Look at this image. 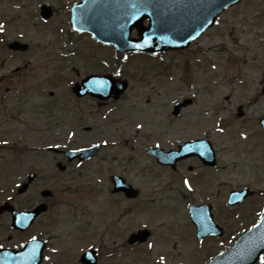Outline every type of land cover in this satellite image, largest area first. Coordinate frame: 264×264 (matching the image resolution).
<instances>
[{
	"label": "rangeland",
	"instance_id": "rangeland-1",
	"mask_svg": "<svg viewBox=\"0 0 264 264\" xmlns=\"http://www.w3.org/2000/svg\"><path fill=\"white\" fill-rule=\"evenodd\" d=\"M39 1H50L56 6L61 4V0H24L22 9L20 5H14L20 2L1 0L0 8L9 14L4 38L12 40L21 34L22 41L28 43L30 49L23 56L7 55L0 50V60L4 58L0 73L26 63V74H33V71L36 74L40 88L36 100H40L41 106L40 114H36L39 124L35 134L36 143L41 144L42 149L47 145L67 143L74 146L106 144L98 158L79 168L84 170L81 175L71 169L74 174H64L56 183L43 182L42 189H49L60 198L75 196L78 203L81 200L93 203L91 197L99 200V195L95 194L100 192L102 195L107 191L108 175L120 172L142 187L146 196L157 201L161 196L149 193L146 175L141 170L149 164L144 151L150 145L149 137L158 139L161 134L176 138L174 143H177L209 132L219 154V169L224 168L218 175L219 180L241 186L254 177L257 182L264 179L257 178L258 175L264 177V173L257 174L264 166V141L255 131L260 127L256 118L264 114V93L261 94L264 85V0H243L231 6L217 26L184 50L156 57L132 53L123 61L116 58L110 48L108 51L107 47L92 46L86 39H60L54 28L65 19L62 11L48 23H40L34 12ZM100 59L107 64H100ZM95 68L106 73L118 71L116 77L127 80L128 89L119 101L97 104L91 98L78 102L71 98L69 83L92 73ZM49 91L53 92V98L48 96ZM184 98L191 99V103L184 107L179 117H173L174 101ZM240 106L243 115L238 117ZM17 126L24 132L22 125ZM86 126H90L91 131H85ZM22 138L28 141V135ZM1 139L13 143L21 138L17 133H5L0 127ZM60 159L43 150L40 158L42 176H56L55 163ZM162 197L165 209L149 211L143 219H151L154 223L162 221L177 225L178 230H187L185 256L190 260V251L195 250V244L183 217V203L171 193L162 194ZM260 203L254 200L241 208H251L252 204H257V208ZM125 206L122 202L117 213L105 215L106 224L110 219L115 220L122 239H126L133 224L132 215L125 211ZM57 207L62 209V215L56 216L63 220L55 223L57 227H47L54 237L51 247L68 249L70 240L76 238L71 232L83 222L89 224L84 238L88 242L96 241L97 231L94 230L99 224L98 213L88 210L84 215L73 216L68 206ZM53 213H57L56 210L45 214L30 234L36 233L41 224L51 226L56 217ZM185 225L187 227L183 228ZM171 239H174L172 234ZM114 250L117 264H132V260L134 264L133 251L120 247L119 243L115 244ZM205 251L206 247L198 255L206 257ZM63 255L61 262L56 263L57 255L49 252V258L43 264H78L66 258L67 250ZM106 264L113 263L107 259Z\"/></svg>",
	"mask_w": 264,
	"mask_h": 264
},
{
	"label": "flooded vegetation",
	"instance_id": "flooded-vegetation-1",
	"mask_svg": "<svg viewBox=\"0 0 264 264\" xmlns=\"http://www.w3.org/2000/svg\"><path fill=\"white\" fill-rule=\"evenodd\" d=\"M12 1L20 2L14 5H20L21 8L24 4V0L23 2L21 0ZM71 1L64 6L67 13L66 21L68 30L66 33L69 35L83 34L85 37L90 38L89 33H77L71 30L68 24L70 15L69 6L77 0ZM56 8L54 5L51 18L56 14ZM5 10L0 8V25L3 26L2 30H0V50L6 52L7 55L23 56L27 51L11 50L9 48L11 40L4 38L7 25L6 20L9 15L4 12ZM21 38V34H17V37L12 38V40L18 41L22 40ZM3 60L4 58L0 60V69L4 65ZM27 66L26 63L23 65H15L11 69L0 73V117L3 118V120H0V127L4 129L5 133H17L21 138L18 141L15 140L13 143H5V140H0V184L4 185L0 187V205L8 203L14 210L28 211L46 202L48 208L45 213H40L30 228L25 231L13 228L10 210L4 209V211L0 212V250L6 249V252L4 254L2 253L4 256L2 264H5L4 261L7 256L14 255V252L20 250L27 241L34 237L44 240L43 256L40 264H43L45 259L49 258V252L57 255L56 258L58 260H55L56 263L61 262L66 250L68 253L66 258L71 263L106 264L107 259H110V262L117 264L115 259L118 257L115 255L114 246L118 243L120 247L133 251L131 252V258L139 264H207L214 255L231 247L241 232L254 225L264 207V179L258 182L255 181V177L247 180L246 184L242 187L249 188L252 194L250 198L237 206L227 205L228 193L232 188L226 189L231 185L230 181L218 179L219 173L224 168H218L219 160L217 159L216 149L214 150L216 161L213 166L204 164L196 155H189L185 158H176L175 160L167 161L165 153L177 151L179 144L172 146L170 139L163 137V135L158 139L152 136L149 137L151 142L146 148L149 164L141 170V173L146 175L145 179L149 184V193H159L161 196L158 197L157 201H154V197L150 198L146 196V193L142 191V187L135 184H133V187L138 190V195L135 198L126 197L122 192H113L110 177H108L107 191L102 195L100 192L95 194L99 195V200L91 197L93 203H90L88 200L87 203L83 200L78 203L76 202L77 197L75 196L60 198L58 196L59 194L56 196L55 193L53 196L50 194L49 197L43 198V182L56 183L64 174H74L75 172H70L71 169H76V172L81 175L84 170H79V168L88 161L67 160L64 151L80 149L81 147L79 148V146L66 144L61 147H55V150L50 149L51 146H46V152L54 154L56 158L59 156L61 158L59 161H62V163L65 162V165L59 168L57 166L59 161H56V170L54 169V172L56 171L57 175L42 176L40 158L43 146L36 143L35 134L39 124L36 119V114H40L41 106L40 100L37 99V101L36 98L38 97L36 96H38L40 88L34 71L33 74H26ZM29 77H32V79ZM18 93H20V96H18ZM72 98L75 100L83 99V97L76 95L72 96ZM17 124L24 127V132H21V127H18ZM5 125L8 127H5ZM10 127L12 128L10 129ZM260 131V136L264 141V129ZM25 134L28 135L27 142L22 138ZM205 139L213 147L212 141L208 138ZM156 142L157 144H155ZM104 148L101 147L100 151H103ZM147 149H154L155 151H148ZM261 167H263V170L258 169L257 174L264 173V166ZM257 178L264 177L258 175ZM26 181L29 182L27 189L23 193H18L19 187ZM185 181L188 183L185 184ZM223 186L224 188H222ZM169 193L177 196L183 203L182 206H186L183 211V217L185 219L186 215L188 217L190 223H188V232L195 244L193 246L195 250L190 251L192 253V259L190 260L186 259L185 256L186 245H188L185 239L187 230H178L176 229L178 226L174 224H168L162 221L154 223L151 219L149 221L143 219L148 215L149 211H163L166 205L164 204L162 194L168 195ZM107 199L109 200L108 203ZM250 199L255 200V202H261L258 209L255 208L258 203L256 205H250L251 208H239V206L244 205ZM219 200L221 201L220 206L218 204ZM122 202L127 205L125 206V211L132 215V227L134 230L130 234L144 229L147 231L145 239H137L133 243H129L127 237L126 239H122L119 229H116L115 220L110 219L106 224V216L112 212L117 213L116 211L122 208ZM205 203L209 204L210 212L218 224L217 228H220V232L205 236L199 241L197 239L196 227L190 222L187 211L190 205H201ZM61 205L68 206L73 216L79 214L84 215L88 210L94 211V214L95 212L99 214V224L97 229L94 230V232L97 231V236L94 235L96 237L95 242H88L89 240L87 241L84 238L89 224L83 222L71 232L76 235V238L70 240L71 244H68V249L65 250L62 246L61 248L51 247V243L53 242L52 238L54 237L47 227L53 228L56 226L55 223L63 220L62 218H57V216L62 215V209L55 208ZM79 206H82L80 210H78ZM54 210L57 213H53L52 215L57 216L52 219L51 226L41 224L36 233L30 234V230L42 222L43 216ZM185 227L187 225L183 226V228ZM71 233L69 235L74 236ZM171 234L174 236V239H171ZM207 244L209 245L207 246ZM204 247H206L205 254L207 256L201 258L198 254ZM208 247L212 248L209 249ZM69 248L71 249L69 250ZM90 250H92V253L86 254ZM189 250L188 247V253ZM263 260L264 254L262 259L255 264H260L261 262L264 264ZM11 263L16 264L13 259H11Z\"/></svg>",
	"mask_w": 264,
	"mask_h": 264
},
{
	"label": "water",
	"instance_id": "water-1",
	"mask_svg": "<svg viewBox=\"0 0 264 264\" xmlns=\"http://www.w3.org/2000/svg\"><path fill=\"white\" fill-rule=\"evenodd\" d=\"M234 1L236 0H218V4L213 6L198 2L194 6H188L187 4L176 5L175 15L178 16L181 11H183V14L172 21L170 19L164 20L162 12L159 11L173 8L168 6L166 0H111L109 3L101 2L100 5L97 2H91L86 5L90 9L89 13H86L87 19L85 23L88 24V27L95 30L97 40L115 45L118 51L134 49L155 51L182 48L187 46L203 28L210 25V18L214 14ZM188 11L191 13H188ZM146 17L150 21L148 27L142 25V20ZM132 27H137L139 39L130 37L129 32ZM109 31L111 33L108 34ZM12 45L14 44L10 46ZM18 47L27 48L26 45H19ZM86 87L101 90L103 93L110 90L117 96L126 87V82L113 83L109 77L101 78L100 82H97L95 78L90 77L87 79ZM91 152L92 150L81 151L85 156L87 153L91 154ZM205 157L207 156L205 155ZM115 182L116 190H124L128 195H131L130 186H124L117 180ZM35 214H37V211ZM191 215L198 226L199 234L211 232L205 222V218H207L205 215L199 214V212L195 213V210L192 211ZM253 231H256L258 235L255 241L247 245L250 238L248 234H243L236 246L226 254L229 259L227 260L225 257L224 260L233 261L234 264H249L253 262L252 260L248 261L249 256L256 258L264 249V219L259 222ZM248 249L249 252H243Z\"/></svg>",
	"mask_w": 264,
	"mask_h": 264
},
{
	"label": "snow or ice",
	"instance_id": "snow-or-ice-1",
	"mask_svg": "<svg viewBox=\"0 0 264 264\" xmlns=\"http://www.w3.org/2000/svg\"><path fill=\"white\" fill-rule=\"evenodd\" d=\"M2 25H0V30H2ZM222 130V129H221ZM188 182L187 181H185V184H187ZM33 239H35V237L33 238ZM149 247H151V245H149ZM34 255H35V252H34V250H33V253L31 254V256L29 257V258H34Z\"/></svg>",
	"mask_w": 264,
	"mask_h": 264
}]
</instances>
